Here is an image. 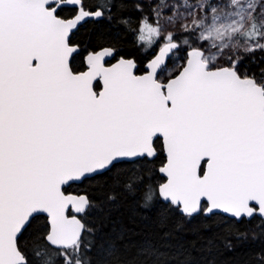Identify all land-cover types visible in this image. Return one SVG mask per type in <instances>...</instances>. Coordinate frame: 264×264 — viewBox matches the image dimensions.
I'll return each mask as SVG.
<instances>
[{
	"label": "snow or ice",
	"instance_id": "snow-or-ice-1",
	"mask_svg": "<svg viewBox=\"0 0 264 264\" xmlns=\"http://www.w3.org/2000/svg\"><path fill=\"white\" fill-rule=\"evenodd\" d=\"M240 248L264 264V0H0V264Z\"/></svg>",
	"mask_w": 264,
	"mask_h": 264
},
{
	"label": "trees",
	"instance_id": "trees-1",
	"mask_svg": "<svg viewBox=\"0 0 264 264\" xmlns=\"http://www.w3.org/2000/svg\"><path fill=\"white\" fill-rule=\"evenodd\" d=\"M247 251L248 250L245 248H240V249H237L235 252L225 253V256L223 257V259L227 261L235 262V264H242L243 260L247 256Z\"/></svg>",
	"mask_w": 264,
	"mask_h": 264
},
{
	"label": "rangeland",
	"instance_id": "rangeland-1",
	"mask_svg": "<svg viewBox=\"0 0 264 264\" xmlns=\"http://www.w3.org/2000/svg\"><path fill=\"white\" fill-rule=\"evenodd\" d=\"M258 65H253V67L255 68V67H257Z\"/></svg>",
	"mask_w": 264,
	"mask_h": 264
}]
</instances>
